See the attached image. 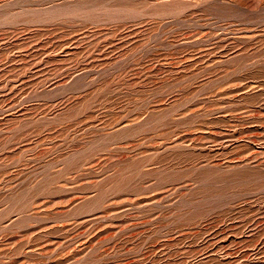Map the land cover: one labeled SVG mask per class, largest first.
<instances>
[{
	"label": "rangeland",
	"instance_id": "374dc122",
	"mask_svg": "<svg viewBox=\"0 0 264 264\" xmlns=\"http://www.w3.org/2000/svg\"><path fill=\"white\" fill-rule=\"evenodd\" d=\"M0 264H264V0H0Z\"/></svg>",
	"mask_w": 264,
	"mask_h": 264
}]
</instances>
